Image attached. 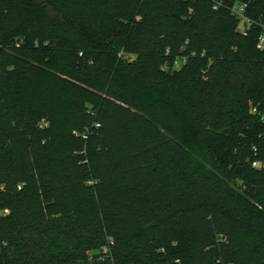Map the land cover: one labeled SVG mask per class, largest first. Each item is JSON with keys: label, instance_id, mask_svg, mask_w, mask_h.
<instances>
[{"label": "trees", "instance_id": "trees-1", "mask_svg": "<svg viewBox=\"0 0 264 264\" xmlns=\"http://www.w3.org/2000/svg\"><path fill=\"white\" fill-rule=\"evenodd\" d=\"M263 33L264 0H0V264H264Z\"/></svg>", "mask_w": 264, "mask_h": 264}, {"label": "built area", "instance_id": "built-area-1", "mask_svg": "<svg viewBox=\"0 0 264 264\" xmlns=\"http://www.w3.org/2000/svg\"><path fill=\"white\" fill-rule=\"evenodd\" d=\"M214 3V8H219L220 6L223 5V0H211ZM247 8V3H236L232 6L231 10L233 13H235L236 15H238V17L241 18V20H244L246 23L248 22V18L245 15V11ZM251 24V20L249 21V25ZM249 25L244 26V32L246 33L247 28L249 27ZM258 47L259 48H263L264 47V33L260 36L259 38V43H258ZM256 110V108L254 109V111ZM254 165H260L259 162H254Z\"/></svg>", "mask_w": 264, "mask_h": 264}, {"label": "rangeland", "instance_id": "rangeland-1", "mask_svg": "<svg viewBox=\"0 0 264 264\" xmlns=\"http://www.w3.org/2000/svg\"><path fill=\"white\" fill-rule=\"evenodd\" d=\"M240 3H243V2H240ZM240 3H239V4H240ZM248 19H249V18H248ZM249 21H250V19H249L248 22L246 23L244 20H242V21H241V24H240V26H239V29H240L241 31H244V26L249 25ZM252 23H254L253 20L251 21V24H252ZM182 60H184V59H182ZM175 65H176L177 67H180L181 63H179V61H176V62H175Z\"/></svg>", "mask_w": 264, "mask_h": 264}]
</instances>
